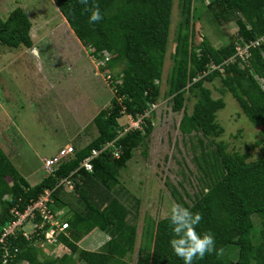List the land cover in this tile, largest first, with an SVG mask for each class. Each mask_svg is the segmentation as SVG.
Listing matches in <instances>:
<instances>
[{"label":"trees","instance_id":"16d2710c","mask_svg":"<svg viewBox=\"0 0 264 264\" xmlns=\"http://www.w3.org/2000/svg\"><path fill=\"white\" fill-rule=\"evenodd\" d=\"M188 1L178 3L184 8ZM52 2L81 45L94 49L93 56L104 50L113 55L101 71H107L105 77L109 76L115 94L93 118L97 136L88 144L72 147L73 153L36 185H30L19 174L0 148V233L14 219L11 209L22 211L46 189L53 190L51 210L62 211L68 227L66 234L58 236L68 249L61 257L46 255L36 236L29 241L18 232L7 239L5 248L11 258L6 264H130L140 200L119 179L137 148L144 147L146 155L153 115L144 119L141 130L116 141L115 145L121 146L118 157L111 150L102 152L90 161V172L81 164L89 158L91 149L117 137L122 117H135L158 100L174 0H89L88 7L98 6L103 16L96 24L89 23L90 13L83 11L85 6L78 0ZM205 7L216 23L234 19L237 37L224 48H214L202 39L195 50L189 47L188 30L184 31L180 60L168 82L174 91V112L182 109L187 93L194 99L191 112H183L178 129L183 136L196 138L191 148L194 152L200 149L195 160L202 173L199 179L203 189L190 199V204L175 189L171 194L178 204L202 215L196 232L211 233L215 240L217 251L193 264H264V233L255 236L256 243L250 236L252 216L264 223V138L245 144L242 153L229 150L218 140L224 129L216 120L225 103L222 98H214L206 86L218 79L220 92H229L249 123L264 130V92L256 79L264 77V47L251 48L246 61L235 57L224 63L234 57L237 44L264 35V0H209ZM30 30L27 13L15 8L5 20L0 18V43L31 48ZM211 65L216 68L211 69ZM252 148H258L259 153L251 160L247 150ZM63 180L70 181L72 189L60 183ZM166 217L156 224L149 264H183L169 246L172 233ZM33 222L39 225L42 217L35 215ZM93 231L108 239L97 251L81 249L78 243ZM3 253L0 247V264Z\"/></svg>","mask_w":264,"mask_h":264},{"label":"rangeland","instance_id":"374dc122","mask_svg":"<svg viewBox=\"0 0 264 264\" xmlns=\"http://www.w3.org/2000/svg\"><path fill=\"white\" fill-rule=\"evenodd\" d=\"M208 3L209 0H189L182 8L174 0L160 95L152 113L153 131L146 155L144 147L137 148L120 174V182L140 200L130 264L150 263L156 224L168 215L172 203H177L172 190L190 204V199L203 189L199 179L202 173L195 160L200 149L194 152L191 148L196 138L185 137L178 129L183 112H191L194 99L187 93L182 109L174 112V91L168 80L177 69L186 29L189 47L195 50L202 39L214 48H224L237 37L234 19L212 21L206 12ZM22 5L31 22L33 47L12 48L0 43V148L33 186L47 176L45 159L51 161L62 149L88 144L97 136L93 118L109 105L115 92L105 77L107 71H96L91 49L80 45L52 0H1L0 18L5 20ZM206 86L214 98H222L225 103L216 120L224 129L218 140L226 143L229 150L242 153L246 151L245 144L264 138L263 128L249 123L230 93L220 92L218 79ZM125 120L122 117L119 123L122 125ZM247 152L252 160L259 150L252 148ZM252 221L250 236L256 243L255 236L264 233V223L257 216H252ZM107 239L103 233L93 231L78 245L97 251Z\"/></svg>","mask_w":264,"mask_h":264},{"label":"built area","instance_id":"2783aa9c","mask_svg":"<svg viewBox=\"0 0 264 264\" xmlns=\"http://www.w3.org/2000/svg\"><path fill=\"white\" fill-rule=\"evenodd\" d=\"M264 47V35H261L254 40L244 43L243 45L237 44L235 46V55L227 59L224 63L232 62L235 57H239L241 60L246 61L251 56L250 49H261ZM91 52H94L93 48H90ZM264 55V53H263ZM95 67L97 70L104 68L106 64L113 58V55L108 51L101 52L97 57L95 56ZM211 69H215L216 66L211 65ZM107 79L109 76L106 77ZM260 88L264 92V77H257ZM157 102L151 103L148 105L146 110L137 114L135 117L131 115L125 116V122L122 124V129L117 131V137L108 143H105L100 148L91 149L89 158L81 164V167L88 172L92 170L90 161L98 157L102 152L111 150L112 154L115 157L119 156V151L121 146H116V141L123 137L125 134L137 130H141L144 119L151 118L152 113L157 107ZM73 153L72 148L62 149L58 155L54 157L53 160H44L46 175L53 173L54 169L58 167L60 163L68 158L67 156ZM53 163V165H52ZM60 183H65L69 190L72 189V184L70 181H60ZM59 183V184H60ZM52 191L50 189L44 190V192L34 201H31L25 209L22 211L14 207L10 210L13 214V220L7 223V226L3 228L0 233V247L4 249L3 253V264L8 262V258H11V255L5 248L7 239L13 235H16L18 232L23 235L26 240L31 241L33 236L37 237V240L40 244V247L45 249V254L53 256L54 258L61 257L64 253L68 252L66 246H64L59 240L58 236L60 234H66L67 222L62 219V211H52L50 205L53 203L52 200ZM35 215H40L42 217V223L39 225L33 222ZM47 226V228H44ZM64 249V250H62ZM62 250L61 252H58Z\"/></svg>","mask_w":264,"mask_h":264},{"label":"clouds","instance_id":"9594fccd","mask_svg":"<svg viewBox=\"0 0 264 264\" xmlns=\"http://www.w3.org/2000/svg\"><path fill=\"white\" fill-rule=\"evenodd\" d=\"M78 2L85 6L83 8L84 12L90 13V24L99 23L103 19L98 6L93 5L92 8H89V0H78ZM87 48L90 49L92 47ZM166 218L169 221L172 233L169 246L174 255L183 261V264H193L194 260L203 259L206 254L217 251L215 240L211 233H203L201 235L196 232V227L203 218L200 213H193L181 204L172 203Z\"/></svg>","mask_w":264,"mask_h":264},{"label":"crops","instance_id":"0c3cea01","mask_svg":"<svg viewBox=\"0 0 264 264\" xmlns=\"http://www.w3.org/2000/svg\"><path fill=\"white\" fill-rule=\"evenodd\" d=\"M1 1V0H0ZM23 6V5H22ZM22 9L26 12V10H25V6H23L22 7ZM27 13V12H26ZM29 17V16H28ZM80 45H81V43H80ZM82 46V45H81ZM82 47H84V46H82Z\"/></svg>","mask_w":264,"mask_h":264},{"label":"water","instance_id":"95a60500","mask_svg":"<svg viewBox=\"0 0 264 264\" xmlns=\"http://www.w3.org/2000/svg\"><path fill=\"white\" fill-rule=\"evenodd\" d=\"M34 52H36V51L34 50Z\"/></svg>","mask_w":264,"mask_h":264}]
</instances>
